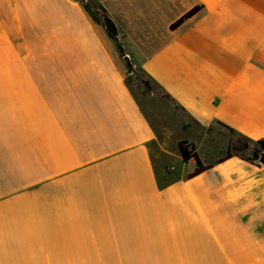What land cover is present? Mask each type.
<instances>
[{"label": "crops", "instance_id": "crops-1", "mask_svg": "<svg viewBox=\"0 0 264 264\" xmlns=\"http://www.w3.org/2000/svg\"><path fill=\"white\" fill-rule=\"evenodd\" d=\"M95 3L0 0V264H264V0Z\"/></svg>", "mask_w": 264, "mask_h": 264}, {"label": "trees", "instance_id": "trees-1", "mask_svg": "<svg viewBox=\"0 0 264 264\" xmlns=\"http://www.w3.org/2000/svg\"><path fill=\"white\" fill-rule=\"evenodd\" d=\"M83 2H84L85 8L89 11V13L92 16H96V18L100 17L95 12L94 6L91 5V2L95 3V0H90L88 2L83 1ZM95 6H97L96 3H95ZM97 8H99V7L97 6ZM198 10H199L198 6L191 8L186 13H184L181 17H179L176 21H174L170 25V28L174 29L179 24H181L185 19L189 18L194 13H196ZM219 125H220V129L224 130L226 133H228L231 136V143L228 146V149L226 151V155H230L232 152L236 153L235 151H233V145H232V136L236 135L239 138H244L245 140L249 141L250 143H253L252 156L246 157V156L240 155L238 153H236V154H238L242 159L250 161V162L259 161L261 163H264V138H261L258 140H251V139H249V138H247L241 134L234 132L231 128L224 126L223 124H219ZM178 152H179V155H180L183 162H187L190 159L194 160L195 168H194L193 173H198L205 168V164H203V162L199 158L197 152L195 151V147H194L193 143L188 142L187 140L179 141L178 142Z\"/></svg>", "mask_w": 264, "mask_h": 264}, {"label": "rangeland", "instance_id": "rangeland-1", "mask_svg": "<svg viewBox=\"0 0 264 264\" xmlns=\"http://www.w3.org/2000/svg\"><path fill=\"white\" fill-rule=\"evenodd\" d=\"M83 1L88 2L90 0H83ZM91 5L94 6L95 12L98 14V16H100V11L97 8V6H95V3L91 2ZM127 81L131 86L134 95L140 101H143V104L145 100L144 94L149 92L160 94L159 90H157L156 86L152 83V81L149 80V78L145 76L143 73L136 70V68H134V70L129 74ZM232 145H233V151H235L236 153L246 157L252 156L253 143H250L244 138H239L236 135L232 136Z\"/></svg>", "mask_w": 264, "mask_h": 264}, {"label": "water", "instance_id": "water-1", "mask_svg": "<svg viewBox=\"0 0 264 264\" xmlns=\"http://www.w3.org/2000/svg\"><path fill=\"white\" fill-rule=\"evenodd\" d=\"M126 62H127L128 66H129V68H130V69H133V68H132V65L130 64L129 59H128L127 56H126Z\"/></svg>", "mask_w": 264, "mask_h": 264}]
</instances>
